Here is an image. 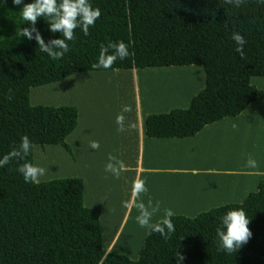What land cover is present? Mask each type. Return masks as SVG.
I'll list each match as a JSON object with an SVG mask.
<instances>
[{"label": "trees", "instance_id": "trees-1", "mask_svg": "<svg viewBox=\"0 0 264 264\" xmlns=\"http://www.w3.org/2000/svg\"><path fill=\"white\" fill-rule=\"evenodd\" d=\"M91 3L100 9V16L88 35L75 29L69 51L53 60L34 40L16 34L18 28L28 26L20 17V6L0 0V156L26 135L32 144L25 157L29 163L34 164V146L59 145L72 157L65 140L76 127L77 109L32 105L29 90L57 84L78 73L200 68L203 88L188 107H172L144 117L143 131L148 139H189L206 125L237 117L250 105L264 101V88L250 83L251 78L264 79V3ZM35 28L46 43L60 36L50 33L43 19H37ZM233 32L245 40L243 56L235 51ZM109 41L128 44L130 55L108 69L96 67L100 49ZM158 148L163 163L166 151ZM19 163L13 158L0 167V264H264V179L240 203L210 207L196 217H171L174 232L167 239L147 231L137 259L131 260L103 249L100 209L84 206L81 178L26 184L16 170ZM236 207L243 208L249 218L251 236L235 253L228 254L218 249L215 229L223 213ZM176 253L182 257L180 261Z\"/></svg>", "mask_w": 264, "mask_h": 264}, {"label": "rangeland", "instance_id": "rangeland-1", "mask_svg": "<svg viewBox=\"0 0 264 264\" xmlns=\"http://www.w3.org/2000/svg\"><path fill=\"white\" fill-rule=\"evenodd\" d=\"M63 80L61 85L51 84L43 86L46 89L36 87L29 90L32 105L74 106L78 113L76 128L65 140L72 157L59 145L33 147V163L38 162L35 165L45 169L39 182L83 177L86 192H92L93 188L94 196H99L101 202L106 200L109 203L110 197V204H114L120 194L116 189L120 185L119 177L109 173L116 184L103 182V174L95 172V168L90 169L88 161L73 157L76 142L79 145L83 143L80 134L86 135L88 139L90 127L95 126V141L101 143L99 148L102 149L101 145L105 146L107 140L109 155L117 158L115 146H120L121 138L115 117L122 105L132 106L138 99L142 118L168 112L172 107L186 108L191 98L202 90L204 75L200 68L186 66L136 71H92ZM250 83L258 89L264 88L263 78H251ZM256 103L261 109L257 108ZM256 103L237 117L206 125L185 143L176 140L177 148L170 160L172 166L177 170L190 169L191 172L177 175L142 173L138 179L143 180L145 186L158 190L147 191L144 198L142 194L137 197L127 223L118 231V238L114 237L116 232L112 224H106L104 219L100 221L103 249L125 255L131 260L137 259L148 230L136 223V203L143 202L147 206L151 202L155 207L159 202V208L152 217V222L156 223L166 209H171L173 216L196 217L210 207L240 203L247 192L255 191L257 182L264 179V101ZM84 115L89 118V122L88 126L83 122L81 127ZM109 155L102 158L96 155L97 158H94L93 163L99 166L100 172ZM170 157V154L166 155L167 159ZM249 157L255 161V167L247 166ZM157 166L164 168L163 165Z\"/></svg>", "mask_w": 264, "mask_h": 264}, {"label": "clouds", "instance_id": "clouds-1", "mask_svg": "<svg viewBox=\"0 0 264 264\" xmlns=\"http://www.w3.org/2000/svg\"><path fill=\"white\" fill-rule=\"evenodd\" d=\"M239 6L243 0H226ZM264 3V0H258ZM13 5H19V14L21 19L27 23V27L18 28V37L23 36L26 39L34 40L39 50L53 60H59L65 53L69 51V41L74 38V30L79 28L81 33L88 35L89 27L100 16V9L94 7L91 0H30L23 3V0H11ZM43 19L47 23L50 33H59L58 38L49 39L47 43L42 39L39 31L35 28L37 19ZM231 39L235 45V51L243 56L244 38L238 33L233 32ZM130 55L129 45L123 41H109L100 49L98 54L96 67L108 69L116 60H124ZM131 111L128 105H122L120 112L115 117V123L118 131H123L125 127L124 113ZM133 127L130 123L128 128ZM234 127V125H233ZM97 141H90L89 148L92 150L99 148ZM32 147L31 141L26 135L19 139V143L8 153L0 156V167L9 163L13 158L20 163L17 166V172L21 175L23 181L31 184L39 182V178L45 174V169L39 165L29 163L25 160ZM247 166L255 167V161L250 157L246 161ZM125 168V164L109 155L107 162L104 164V172L110 173L114 177H119L121 171ZM130 191L137 197L147 191L144 181L137 180L130 186ZM138 215L135 220L141 227L149 232H158L160 236L167 239L174 232V225L171 217L173 212L171 209L164 211L163 217L156 223L152 222L154 213L159 208V202L153 207L151 202L146 206L143 202L135 204ZM249 218L246 216L243 208H229L219 219V224L215 229V239L218 249L232 254L241 248L243 244L251 236V232L247 227ZM177 261L182 257L176 253Z\"/></svg>", "mask_w": 264, "mask_h": 264}, {"label": "crops", "instance_id": "crops-1", "mask_svg": "<svg viewBox=\"0 0 264 264\" xmlns=\"http://www.w3.org/2000/svg\"><path fill=\"white\" fill-rule=\"evenodd\" d=\"M81 75V74H80ZM80 75H76L80 76ZM64 83V80L57 84L53 85H61ZM47 86V85H46ZM42 88V87H41ZM43 89H46L43 87ZM48 89V88H47ZM63 94V93H62ZM136 99V98H135ZM136 104L129 106L131 111L124 113L125 117V127L123 131H120V146H115L117 149L116 157L117 159H121V161L125 164V168L121 171L119 175V184L116 189L120 192L119 199L114 201V204H110L112 198L109 197V203L104 200V202L100 201L99 196H94L93 188L92 192H86V181L83 179V204L89 208H99L100 209V219L99 223L102 219L106 221V224L113 226V231L116 232L115 236L118 238V231L124 226L129 213L132 211V207L137 199V196L130 191V186L137 180H139V176L142 173L151 174L153 172H164L169 175L174 174H186L187 172H191L190 169H174L172 166V152L169 151V148H177V144L175 143L176 140H181V142L187 141L188 139H165V140H156V139H148L144 135L143 131V119L142 118V109L140 105V101L136 99ZM83 120L80 123V126L83 127L89 122V118L84 115ZM78 119V113H77ZM133 125V127L128 128V124ZM77 125V123H76ZM88 126V124H87ZM76 128V127H75ZM87 129V127H85ZM95 126H91L88 132V139L87 136L84 134H80V139L82 138V142L80 145L76 142L74 147V156L77 159L83 158L89 162V168L94 169L95 172L102 173L103 182L111 183L112 178L109 173L104 172V167L101 169L100 172L99 166L93 163L94 158H97L96 155L104 157V155H109L110 152V145L107 140H105L106 144L101 145L102 149L98 148L92 150L89 148V142L95 141ZM101 144L100 142H98ZM185 143V142H184ZM187 143V142H186ZM87 146V147H86ZM158 147H162V150H165V162L162 163V151L159 150ZM82 154V155H81ZM170 154L171 157L169 159L166 158V155ZM79 155V156H78ZM41 161V160H40ZM38 162H35L36 164ZM157 165H163L164 168H161ZM175 175V176H176ZM172 177V176H171ZM116 184V182H113ZM147 191H156L158 188L152 189L149 186H145ZM147 191L142 194V198L145 197ZM159 192H162L161 190ZM114 199V198H113ZM98 202V203H95ZM94 205V206H93ZM127 223V222H126ZM119 227V230L117 229ZM115 238V240H116ZM115 243L117 242L114 241ZM114 243H112L111 247ZM108 252V251H106Z\"/></svg>", "mask_w": 264, "mask_h": 264}]
</instances>
